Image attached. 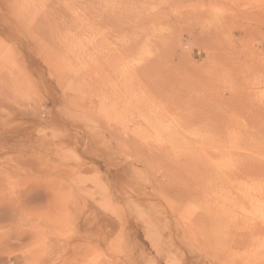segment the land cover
Wrapping results in <instances>:
<instances>
[{"label":"rangeland","instance_id":"obj_1","mask_svg":"<svg viewBox=\"0 0 264 264\" xmlns=\"http://www.w3.org/2000/svg\"><path fill=\"white\" fill-rule=\"evenodd\" d=\"M0 198L8 264H264V0H0Z\"/></svg>","mask_w":264,"mask_h":264},{"label":"bare ground","instance_id":"obj_2","mask_svg":"<svg viewBox=\"0 0 264 264\" xmlns=\"http://www.w3.org/2000/svg\"><path fill=\"white\" fill-rule=\"evenodd\" d=\"M199 16V15H198ZM136 35V34H135ZM145 36V35H144ZM138 37V36H137ZM140 37H138V39H139ZM145 38H146V36H145ZM132 39V38H131ZM138 39H133V41L132 42H130V47L132 46H134L135 45V43H140V42H138ZM135 40V41H134ZM141 40V39H140ZM158 41V40H157ZM147 41H145V42H142L141 44H143L144 45V43H146ZM149 42V41H148ZM137 44H136V46H137ZM129 46V45H128ZM126 47V48H130V47ZM142 46V45H141ZM148 47V46H147ZM157 47V46H156ZM156 47H154V50L156 49ZM137 48V47H136ZM139 48V47H138ZM153 48V47H152ZM155 52H157L158 53V50H155ZM157 53H155L154 55H156ZM151 55H153V54H151ZM153 55V56H154ZM158 55H159V53H158ZM152 56V57H153ZM161 56V55H160ZM159 56V57H160ZM156 57V56H155ZM158 57V58H159ZM153 60H154V58H152ZM147 60V59H142V60H139L138 62H137V64L140 66V68H141V71L142 70H144V68L146 69H148V66H149V64H151L152 65V61L153 60ZM160 59L161 58H159V61H160ZM158 62V61H157ZM156 65V64H155ZM159 66V65H158ZM152 68H154V67H152ZM151 68V69H152ZM117 153V152H116ZM194 161V160H193ZM57 191H59V189H57ZM57 191H53V189L52 190H50V194H49V191H46V190H44L43 191V193H35L34 192V195H32L33 194V192L31 193V195H28L27 194V197L25 198V202L27 203L28 201L29 202H32V200H34V201H38V200H40L43 196L45 197V199H47V207H49V208H52V206H53V209H55V210H57V213H58V210H59V208H61V206H59L58 207V204H57V200L58 199H62V200H65L62 196H60V194H58V195H56L57 194ZM1 199V198H0ZM6 200H8V199H6ZM11 200V199H10ZM15 200V199H14ZM15 202H17L16 200H15ZM3 203V202H2ZM14 205V204H13ZM4 208V207H3ZM20 208V207H19ZM11 209L13 210H7V209H3V210H0V219H5L6 217H8V218H11L12 219V217L15 215V214H17L16 213V211L13 209V207H11ZM62 210H63V208H61ZM24 213V212H23ZM48 216H46V218H47ZM23 219V218H22ZM48 219H49V217H48ZM19 220H21V219H19ZM52 220V219H51ZM4 221V220H3ZM17 222V221H16ZM9 224V223H8ZM9 225H11V223L9 224ZM8 225V226H9ZM17 225L18 224H16V225H14V229H11L12 231H14L12 234H14L15 236H11V237H9V239L8 240H12V239H14V241L17 243V245H15L18 249H20L21 247H23V245H25V243H27L26 242V240H27V238L29 239L30 237H27L28 236V233L26 232L28 229H26V228H17ZM12 228V227H11ZM31 231H34V230H31ZM30 231V232H31ZM27 234H26V233ZM34 232H37V231H34ZM46 232V231H45ZM31 236V238H33L32 236H33V234L32 235H30ZM44 237V236H43ZM46 237V236H45ZM43 239V238H42ZM29 240H31V239H29ZM47 240V238L45 239V241ZM6 241V240H5ZM13 241V240H12ZM32 241V240H31ZM31 241H29V242H31ZM34 241V240H33ZM56 241V240H55ZM47 242V241H46ZM54 241L52 240V242H51V240H50V243H53ZM61 243V242H60ZM7 244H9V243H7ZM4 246V245H3ZM2 246V247H3ZM60 246V245H59ZM64 247V245H61V247ZM66 246V245H65ZM58 247V246H57ZM60 247V248H61ZM59 248L60 250H58V251H63L64 250V248ZM14 248V247H13ZM8 249H10V247H8ZM7 249V250H8ZM15 249V252L16 253H18L16 250V248H14ZM63 249V250H62ZM53 250V249H52ZM2 251V250H1ZM20 251V250H19ZM57 251V252H58ZM3 252H5V251H3ZM50 252V251H49ZM52 252V251H51ZM64 252V251H63ZM9 253V252H8ZM10 253H12L11 251H10ZM47 253H48V251H47ZM65 253V252H64ZM23 254V253H22ZM108 254V253H107ZM6 255V254H5ZM5 255H3V256H5ZM61 255V254H60ZM59 255V256H60ZM64 255V254H63ZM51 256V255H50ZM54 255H52V257H53ZM57 256H58V254H57ZM59 256H58V260H60L59 259ZM55 257V256H54ZM61 257H63L62 255H61ZM2 258H4V257H2L1 255H0V264H8L7 263V261H5V260H3ZM56 258V257H55ZM9 259V258H8ZM52 259H54V258H52ZM66 259V258H65ZM20 260H21V257H20V253H18L17 254V256L15 257V261H14V264H19L20 263ZM56 259H54V261H55ZM58 260H56V261H58ZM66 262L68 261V262H70L68 259L67 260H65ZM66 262H65V264H66ZM75 262V261H74ZM73 261H72V263L71 264H73L74 263ZM79 262V261H78ZM69 263V264H70ZM87 263V262H86ZM85 262H81L80 261V263H78V264H86ZM10 264V263H9ZM56 264V263H55ZM58 264H59V262H58ZM68 264V263H67ZM75 264V263H74ZM88 264V263H87Z\"/></svg>","mask_w":264,"mask_h":264}]
</instances>
